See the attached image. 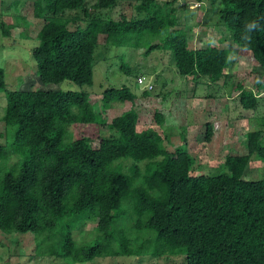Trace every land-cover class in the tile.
Wrapping results in <instances>:
<instances>
[{
	"label": "trees",
	"instance_id": "obj_1",
	"mask_svg": "<svg viewBox=\"0 0 264 264\" xmlns=\"http://www.w3.org/2000/svg\"><path fill=\"white\" fill-rule=\"evenodd\" d=\"M22 1L31 2L34 17L43 22L32 51L40 81H70L80 90H8L0 68V92L7 99V139L0 145V231L30 233L38 255L68 264L145 253L154 258L181 255L184 264H264V178H243L253 156L264 161L261 130L246 135V154L226 157L228 174L192 175L195 160L185 134V146L170 152L165 133L139 130L135 110L108 121L113 104L150 100L146 87L151 83L145 77H140L146 88L141 96L125 85L106 89L102 112L95 111L83 89L94 84L95 53L105 35L110 45H147L146 54L163 48L194 90L203 80L222 84L238 92L244 110L257 111L264 93V0H220L218 12L235 49L259 64L251 89L232 74L230 48L190 46L188 34L175 29L179 22L173 1ZM119 7L118 19L97 15ZM129 7L135 15L134 10L127 13ZM73 11L76 16L67 15ZM253 22L257 27L249 29ZM156 38L161 43L151 44ZM121 69L132 74L125 63ZM155 117L162 127L164 113L157 111ZM72 126H96L108 135L75 138ZM214 133L207 123L202 142H211ZM12 157L17 160L10 165ZM128 161L132 164L126 172ZM88 223L96 227L86 233Z\"/></svg>",
	"mask_w": 264,
	"mask_h": 264
},
{
	"label": "rangeland",
	"instance_id": "obj_2",
	"mask_svg": "<svg viewBox=\"0 0 264 264\" xmlns=\"http://www.w3.org/2000/svg\"><path fill=\"white\" fill-rule=\"evenodd\" d=\"M20 4L16 5V2ZM161 3L173 1L178 9V26L175 29L184 30L194 48L216 46L230 48L235 62L232 74L251 89L255 84L258 62L251 54L236 50L231 36L226 32L219 20L220 0H159ZM94 3L90 2L89 7ZM202 5V6H201ZM135 9L129 7L127 13ZM123 7L114 11L98 12L104 18L120 17ZM68 16H76V12H68ZM142 16V15H140ZM42 21L36 19L31 2L22 0H0V68L5 70L8 90L29 91L48 89L52 91H78L80 88L70 81L59 84L43 85L37 75V66L32 57V51L37 46V35L42 28ZM83 27L86 22L82 23ZM71 28H75L72 26ZM7 32V33H6ZM105 35L99 38V47L95 53L94 84L83 89L90 94V101L96 112L103 111V92L109 88H121L124 85L138 96L145 87L138 86L140 77H145L152 84L149 101L137 99L134 102L115 103L107 110L108 121H111L130 110L139 115V130L155 128L165 133L170 142H165L166 148L172 152L181 146L183 134L188 140V150L193 156L192 175L217 176L228 174L225 159L228 155H244L246 135L261 130L264 136V93L260 95V106L257 111L244 110L238 99V92L226 90L222 84L210 85L203 80L195 89V85L187 78L181 77L173 62L171 53L155 49L146 54L147 45L139 49L132 45L115 46L106 43ZM137 36L133 40L136 41ZM148 40V39H146ZM151 44H160L161 39L151 40ZM127 64L132 74H126L121 69ZM7 105L6 92H0V145L6 143V126L3 121ZM164 113V124L159 127L156 112ZM214 126L215 133L211 142H202L206 124ZM75 138L78 136L102 137L108 135L106 129L96 126L70 128ZM264 139V137L262 138ZM100 139L93 142L99 146ZM17 158L10 159V165ZM131 162H125L124 171H128ZM263 170V171H262ZM243 178L245 180H260L264 178V161L255 156L250 160ZM96 227L88 223L85 232ZM142 239L143 236L140 235ZM144 240V238H143ZM139 241L134 247L141 245ZM34 236L30 233H5L0 231V264H68L65 259L38 255L35 250ZM87 264H184V258L165 256L154 258L150 255L97 258Z\"/></svg>",
	"mask_w": 264,
	"mask_h": 264
},
{
	"label": "built area",
	"instance_id": "obj_3",
	"mask_svg": "<svg viewBox=\"0 0 264 264\" xmlns=\"http://www.w3.org/2000/svg\"><path fill=\"white\" fill-rule=\"evenodd\" d=\"M139 83H140V84H144V83H145V78H140V79H139ZM147 86H148V87H146V88L152 89V85L147 84Z\"/></svg>",
	"mask_w": 264,
	"mask_h": 264
},
{
	"label": "clouds",
	"instance_id": "obj_4",
	"mask_svg": "<svg viewBox=\"0 0 264 264\" xmlns=\"http://www.w3.org/2000/svg\"><path fill=\"white\" fill-rule=\"evenodd\" d=\"M248 27H249V29H253V28H256L257 27V24L255 22H253V23L249 24ZM149 90L151 91V89H149Z\"/></svg>",
	"mask_w": 264,
	"mask_h": 264
}]
</instances>
